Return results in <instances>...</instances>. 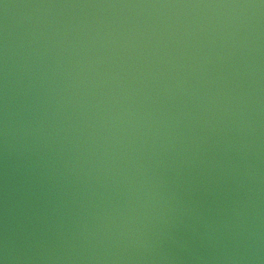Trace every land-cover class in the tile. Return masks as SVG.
<instances>
[{"label": "water", "instance_id": "obj_1", "mask_svg": "<svg viewBox=\"0 0 264 264\" xmlns=\"http://www.w3.org/2000/svg\"><path fill=\"white\" fill-rule=\"evenodd\" d=\"M0 264H264V0H0Z\"/></svg>", "mask_w": 264, "mask_h": 264}]
</instances>
